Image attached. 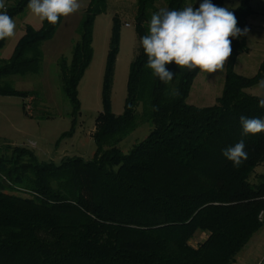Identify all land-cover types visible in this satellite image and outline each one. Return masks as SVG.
Returning <instances> with one entry per match:
<instances>
[{"label":"trees","instance_id":"16d2710c","mask_svg":"<svg viewBox=\"0 0 264 264\" xmlns=\"http://www.w3.org/2000/svg\"><path fill=\"white\" fill-rule=\"evenodd\" d=\"M159 0H138V37L158 11ZM190 0H166L167 9H182ZM224 7L227 0H211ZM252 0H240L233 11L238 27H248L256 14ZM28 0H9L13 19ZM108 0H89L73 59L60 62L63 92L74 114L80 111L79 85L93 59L97 16ZM62 21L40 29L25 27L8 59H0V95L22 96L7 78L38 74L42 45ZM117 44L121 20L115 18ZM247 35L232 39L222 96L211 107L188 103L197 69L187 72L174 62L165 84L144 67L140 46L131 67L125 113L105 111L93 134L94 158H64L60 165L40 162L35 152L14 147L0 157V264H234L237 256L264 227V175L250 181L264 164V132L243 137L248 159L239 168L222 150L242 138L241 115L264 118L259 97L246 92L264 78L235 72L248 50ZM5 40H0V50ZM178 90V95L175 94ZM132 105V107H129ZM154 126L129 153L121 144L145 124ZM207 239L194 247L197 233Z\"/></svg>","mask_w":264,"mask_h":264},{"label":"rangeland","instance_id":"374dc122","mask_svg":"<svg viewBox=\"0 0 264 264\" xmlns=\"http://www.w3.org/2000/svg\"><path fill=\"white\" fill-rule=\"evenodd\" d=\"M8 1L5 0L6 5ZM137 1L108 0L107 12L95 19L93 59L79 85L80 111L77 115L63 92L60 62L63 59L71 62L73 59L89 0H80V10L67 18L62 17L54 37L43 43V60L38 74L7 78L14 89L29 95H0V157L9 156L14 147H21L34 151L40 162L56 165H60L66 157H80L85 161L94 158L97 146L93 134L97 117L105 111L106 98L114 115L122 117L125 113L131 67L140 48L134 18ZM201 2L190 0L188 5L192 4L195 9ZM239 3L240 0H227L224 7L234 11ZM251 6L256 14L248 18V50L240 54L234 69L248 78H254L264 69V0H252ZM157 8H167L166 0H159ZM116 17L122 23L117 44L114 42ZM14 21L15 36L6 39L0 50V59L11 57L26 26L40 29L43 23L27 8ZM228 61L222 72H200L188 99L189 104L206 108L217 103L223 93ZM246 92L258 97L257 85ZM30 97H33V103L31 111H28L25 106ZM153 128L150 123L139 127L119 144V148L129 153L137 143L148 137ZM260 175H264V164L258 166L250 181L259 183ZM207 237V234L199 232L191 244L198 247ZM262 255L264 227L253 235L234 264H263Z\"/></svg>","mask_w":264,"mask_h":264},{"label":"clouds","instance_id":"9594fccd","mask_svg":"<svg viewBox=\"0 0 264 264\" xmlns=\"http://www.w3.org/2000/svg\"><path fill=\"white\" fill-rule=\"evenodd\" d=\"M27 9L41 22L56 25L60 19L77 13L80 0H28ZM16 23L8 15L5 0H0V40L15 36ZM249 29L238 27L233 11L211 0H202L198 8H160L151 14L147 32L139 43L147 57L144 67L165 84L173 81L174 73L166 68L173 62L184 71L211 74L222 72L232 54V39L247 35ZM258 107L264 109V79L258 84ZM175 94H179L178 90ZM132 107V105H129ZM242 138L222 150L233 167L239 168L248 159L243 137L264 132V118L241 115Z\"/></svg>","mask_w":264,"mask_h":264},{"label":"built area","instance_id":"2783aa9c","mask_svg":"<svg viewBox=\"0 0 264 264\" xmlns=\"http://www.w3.org/2000/svg\"><path fill=\"white\" fill-rule=\"evenodd\" d=\"M127 27H130V24H126ZM32 103H33V97H30L28 100H27V103H26V109L28 111H31L32 109ZM264 218V213L261 214L260 216V219L262 220Z\"/></svg>","mask_w":264,"mask_h":264},{"label":"crops","instance_id":"0c3cea01","mask_svg":"<svg viewBox=\"0 0 264 264\" xmlns=\"http://www.w3.org/2000/svg\"><path fill=\"white\" fill-rule=\"evenodd\" d=\"M260 259L263 261V260H264V255H262V256L260 257Z\"/></svg>","mask_w":264,"mask_h":264},{"label":"water","instance_id":"95a60500","mask_svg":"<svg viewBox=\"0 0 264 264\" xmlns=\"http://www.w3.org/2000/svg\"><path fill=\"white\" fill-rule=\"evenodd\" d=\"M264 264V263H263Z\"/></svg>","mask_w":264,"mask_h":264}]
</instances>
